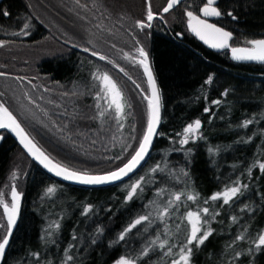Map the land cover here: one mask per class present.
Instances as JSON below:
<instances>
[{"label": "trees", "instance_id": "16d2710c", "mask_svg": "<svg viewBox=\"0 0 264 264\" xmlns=\"http://www.w3.org/2000/svg\"><path fill=\"white\" fill-rule=\"evenodd\" d=\"M99 1L117 14L132 11L151 25L144 29L146 48L162 98L153 147L128 179L84 187L48 174L6 133L0 144V186L11 167L23 181L19 220L3 264H114L122 257L133 264H172L187 244L186 213L205 207L209 214H202L207 221L202 231L210 227L212 235L203 245H188L189 264H264V246L257 248L264 230V172L259 168L264 163V64L238 63L226 50L205 48L186 28L183 9L162 13L166 0ZM65 3L76 9L73 1ZM218 7L221 15L214 22L233 32V46L264 37V0H218ZM149 8L160 12L163 21L145 19ZM42 28L27 0L0 1V40L9 48L5 53L31 58L29 67L57 84L65 99H73L69 89L76 82L86 88L87 63L96 56L48 31L44 38ZM3 57L1 64L6 62ZM29 67L21 64L20 69H27L19 74L28 73ZM71 103L55 106L52 114L66 143L47 137L44 144L35 135L51 159L77 171L102 173L132 156L141 140L133 117L127 130L112 114L99 116L91 95ZM196 120L201 122L198 134L181 144L184 129ZM246 121L251 123L245 126ZM236 186H241L240 193L229 203L211 200ZM49 188L54 191L49 193ZM173 194L183 195L177 202ZM187 194L197 199L189 201ZM140 217L147 219L132 227Z\"/></svg>", "mask_w": 264, "mask_h": 264}, {"label": "rangeland", "instance_id": "374dc122", "mask_svg": "<svg viewBox=\"0 0 264 264\" xmlns=\"http://www.w3.org/2000/svg\"><path fill=\"white\" fill-rule=\"evenodd\" d=\"M70 1H73L76 9H70L71 4L70 6H68V4L65 6L67 0H27L32 8L33 15L38 19L41 25H43L44 38L47 37L46 34L48 31V35L57 37V39L64 44L67 43L72 46H84L93 49L95 53H98L100 57H105L110 63L119 64L121 67L127 69L129 74L127 73L125 75L122 73L123 75H121V73H119L122 76L119 78L117 71L109 66L108 61L96 57L94 61L87 63L90 78L88 84H86V88L82 86L81 83L76 82L74 86L69 89L70 93L73 94L71 96L74 98L65 99L64 96H61L60 92H57V84L50 83L47 80V76H41L37 74L32 67H29L31 66L30 62H32L30 60L31 58L19 59V57H17L20 56L18 52H16V57L15 55L8 57V54L5 52H7L9 48H7L6 45L4 47V41L0 40V58L5 56L3 58L6 61L4 64L0 63V68H10L16 74L18 73L15 78H0L4 99L9 105L8 110L18 119L26 131L28 130L31 132L29 133L27 131L30 137L41 148V142L45 144L47 137H50V139L56 138L55 140L58 143H64L66 141V138L60 137V133H58L61 129L57 126L59 120L53 118L52 115L54 114L53 111L55 106H59L62 103H71L77 97L82 98L91 95V97L94 98L93 105H95L98 110V115L102 117H111L112 114L119 120L120 128L128 130V121L133 117L135 121L133 127L136 133H138L139 139H142L147 127L149 115L147 103V97L150 95L149 85L148 82H146L147 78L143 65L140 64L144 79L140 72L139 74L141 75L139 80H137V78L132 79L134 73L136 75L138 74L134 72L135 70L129 69L132 63L136 64V60L134 59L135 56H139L140 60L142 59L138 49L143 48L144 51L148 53L146 48L148 41L144 30L145 27L142 29L138 23L141 22L139 20L140 17L138 19V16L132 11H120L117 14V12L109 10V8L99 0H85L86 2H81L80 0ZM168 1L169 0H166V5ZM159 7L158 5V8ZM57 9H59V12ZM163 9L161 11H163ZM152 14L161 15L160 12H152ZM147 15L148 13L145 14V19H147ZM155 19L159 18H153L150 22H153ZM159 20L163 21V19ZM25 36L27 37L28 35ZM21 44L22 43L19 45ZM241 45H249V43L248 41H244V44ZM81 62H83V60H80V63ZM21 64H28V67L31 69L28 73L23 74L24 76L19 73L22 69L27 68L20 69ZM106 68H110L111 73H109V70H106ZM104 73H107L108 76L111 77L122 93V103L124 105L122 114L116 112L114 105L109 107L108 98L103 91V84L100 80L96 79L97 76H101ZM139 86H141L142 90L138 88ZM91 91L93 92L92 94H90ZM3 105L7 107V104L4 103ZM55 113L58 114V112ZM183 134L184 131L182 133V139ZM196 134L198 133L193 134L191 138H194ZM35 135L40 138L41 142ZM42 136L45 139L42 138ZM53 145H55V143H53ZM17 171V169L11 167L5 182L0 186V199L7 203L9 207L12 205L11 192L13 187L21 194L19 202H22V191L20 187L23 179H21V175ZM236 187L241 189V186ZM8 229L7 215L4 213L3 205L0 204V242H2L3 238L7 235ZM262 234H264V230ZM120 259L114 264H117Z\"/></svg>", "mask_w": 264, "mask_h": 264}, {"label": "snow or ice", "instance_id": "6c2138e0", "mask_svg": "<svg viewBox=\"0 0 264 264\" xmlns=\"http://www.w3.org/2000/svg\"><path fill=\"white\" fill-rule=\"evenodd\" d=\"M179 2L180 0H169L167 7H165L163 11L168 12L169 9H171ZM215 3L216 0H206V5L200 9L203 17H219L221 15V12L218 10V8L214 6ZM3 14L7 15L6 12ZM229 15H231V13H229ZM187 17L188 27L205 43H208L211 47L218 49L229 47V41L232 39V33L217 27L215 24L209 23L207 19H202L200 16L195 15L191 11L187 12ZM147 19L149 21L153 19V14L150 8L148 11ZM138 23L142 29L144 27L151 26L150 24L145 25L143 22ZM25 27H27V25H25ZM248 43L251 45V47H234L231 49L233 59L237 61L264 62V40H252L248 41ZM138 51L140 56L142 57L139 63L143 65L144 71L148 75V82L151 85V95L147 97L149 109L147 131L143 136L142 142L139 144V150L136 151L131 160L118 171L111 172L106 176H92L86 173L72 171L58 163H53V161L43 151H41V149L37 147L35 143H33V141L28 137V134L21 127L20 123L17 121L16 117L2 103H0V128L11 129L13 132H15L20 138V143L37 161L43 164L45 168H48L50 171L55 172L57 176H62L66 180H75L84 184H101L106 181L120 179L123 175H126L128 172L132 171L147 154L148 148L152 142V138L156 134V128L160 122V96L157 90L155 79L148 64V53L145 52L143 48L138 49ZM92 55L95 56L96 53L93 52ZM100 59L103 60L105 59V57L101 56ZM121 71L123 70L121 69ZM0 75H3V73H0ZM96 79L100 80L103 84V91L105 93V96L108 98L109 107H112L114 105L116 112L118 114H122L124 107L122 103L123 96L116 83L111 79L110 76H108L107 73H104L101 76H97ZM209 82H211L210 79ZM226 94L227 93H225V95ZM215 103H219V101H215ZM248 123H251V121H246L245 126H247ZM200 128L201 122L199 120L194 121V123L192 124H188L184 129L183 139L180 141V143L187 144L192 135L198 133ZM0 139H2V137H0ZM259 168L262 172H264V163L259 164ZM156 170L157 169H153V171ZM139 186V183L132 186L131 191L128 194V199L132 198V195L137 191V188H139ZM47 191L51 193L54 191V189L49 188ZM238 193H240L239 187L225 188L223 192L215 193L211 197V200L215 201L217 199H222L223 203L227 204L234 197H236ZM181 195L183 194H173L174 201H180ZM20 196L21 194L18 193L13 187L11 192V207H9L7 203L0 199V204L3 205L4 213L7 215L9 225V232L3 238L2 242H0V261H2L4 258L5 249L9 243L8 237L11 235L10 229L15 224L16 218L19 213ZM196 199L197 196L187 194V200L195 201ZM168 203L169 207L173 206L172 200H170ZM205 203H207V201H205ZM167 214L168 209H165L163 215ZM202 214L208 215L209 209L205 207L196 211H188L186 213L185 218L188 225H190V233L187 238V244L180 250L179 259L174 260L172 264H189L192 249L191 247H188V245H192L193 243H196L197 246L203 245L209 238V236L212 235V230L210 227L202 231L203 225L207 223V221H204L202 219ZM146 219L147 217H140L135 221L132 227H135L137 224H140L141 221ZM233 220H235V218H233ZM238 238L243 239L242 236ZM120 239H123V235L120 236ZM163 246L164 245L161 244V247ZM260 246H264V234H260L258 236L257 248H259ZM68 259H71V257H68ZM117 264H133V262L128 259L121 258L117 262Z\"/></svg>", "mask_w": 264, "mask_h": 264}, {"label": "water", "instance_id": "95a60500", "mask_svg": "<svg viewBox=\"0 0 264 264\" xmlns=\"http://www.w3.org/2000/svg\"><path fill=\"white\" fill-rule=\"evenodd\" d=\"M181 1V0H180ZM217 1V0H216ZM168 3H169V1H168ZM168 3H167V5H168ZM167 5L165 6V7H167ZM177 5V4H176ZM176 5H174L173 7H175ZM172 7V8H173ZM164 12V11H163ZM187 12H189V11H187ZM187 12L185 13V16H186V28L188 29V31H189V33L191 34V36L193 35L194 36V38H196L202 45H204L205 46V48H208V49H210V50H212V51H215V52H221V51H228V54H229V56L228 57H230V59L231 60H233V61H235V62H238V63H262V64H264V62H260V61H237V60H235V59H233V57H232V51H231V49L232 48H234V47H251V45L249 44V45H234L233 46V44H232V39H233V32H231L230 30H228V29H226V28H224L223 26H220V25H218L217 23H215L212 19L213 18H216V17H203V15H202V13H200V14H197V13H194L195 15H198V16H200L202 19H207V21L209 22V23H212V24H215L217 27H219V28H222L223 30H225V31H227V32H230V33H232V39L229 41V47H227V48H222V49H218V48H213V47H211L210 46V44H208V43H205L203 40H201L195 33H193L192 31H191V29L188 27V17H187ZM159 18V19H162V16L161 15H159V14H153V18ZM178 36L180 37V38H182L183 37V35H182V33H178ZM253 40H264V37L263 38H257V39H253ZM252 41V40H251ZM74 48H76V49H78V50H80V51H83V52H86V53H89V54H91L92 55V53H93V51H91V50H86V48H83V47H79V46H73ZM94 56V55H93ZM96 57H100V55L99 54H97L96 53V55H95ZM148 64H149V67H150V69H151V71H152V74H153V77H154V79H155V82H156V86H157V90H158V93H159V96H160V122H161V116H162V98H161V93L159 92L160 91V89H159V85H158V82H157V79H156V76H155V73H154V71H153V68H152V63H151V61H150V59H149V57H148ZM145 74H146V78H147V81L146 82H148V75H147V73L145 72ZM148 85H149V91H150V95H151V85L149 84V82H148ZM149 95V96H150ZM148 103V102H147ZM149 113V112H148ZM17 121H18V119H17ZM19 122V121H18ZM20 123V122H19ZM20 125H21V123H20ZM159 126H160V123L158 124V126H157V128H156V134L153 136V138H152V142H151V145L149 146V148H148V151H147V154L144 156V158L140 161V163L132 170V171H130V172H128L126 175H123L120 179H117V180H110V181H106V182H104V183H101V184H84V183H80V182H78V181H75V180H66V179H64L62 176H57L56 174H55V172H53V171H50L48 168H45L44 167V165L43 164H41L39 161H37L28 151H27V149H25L24 148V146L20 143V138L17 136V134L15 133V132H13L11 129H7V128H0V131L1 130H3V131H6V132H8V134L11 136V137H13V139L16 141V143L24 150V152L31 158V160H33L34 162H36L37 164H39L42 168H43V170H45L48 174H50L51 176H53V177H55V178H57L58 180H61V181H63L64 180V182H67V183H72V184H76V185H81V186H87V187H103V186H109V185H113V184H115L116 185V183H120V182H122V181H124V180H126V179H128L129 177H131L133 174H135L142 166H143V164L145 163V161L147 160V158H148V156H149V154H150V152H151V149H152V147H153V144H154V140H155V137H156V135H157V132H158V129H159ZM21 127L24 129V127L21 125ZM24 131L27 133V131L24 129ZM146 131H147V127H146V130H145V132H144V134L146 133ZM28 134V133H27ZM144 136V135H143ZM0 137H3L2 135H0ZM28 137L33 141V143H35L36 145H37V143L30 137V135L28 134ZM142 139H143V137H142ZM142 139L140 140V143L142 142ZM1 140V139H0ZM139 143V144H140ZM139 144H138V147H137V149L135 150V152L136 151H138L139 150ZM37 147H39L38 145H37ZM40 148V147H39ZM41 149V148H40ZM41 151H43L50 159H51V157L43 150V149H41ZM135 152L132 154V156L123 164V165H121V166H119V167H117V168H115V169H112V170H110V171H107V172H102V173H86V172H81V171H77V170H74V169H70L69 167H67V166H65V165H62V164H60L59 162H57L56 160H54V159H51L52 161H53V163H58V164H60V165H62V166H64V167H66V168H68V169H70V170H72V171H77V172H80V173H86V174H88V175H92V176H106L107 174H109V173H111V172H114V171H118L120 168H122V167H124V165L125 164H127L130 160H131V158L135 155ZM20 206H21V202H19V212H20ZM18 220H19V213H18V216H17V218H16V221H15V224L11 227V229H10V231H11V235L8 237V240H9V243H8V245H7V247H6V249H5V253H4V258H3V260L2 261H0V264H3V262H4V259H5V254H7V251H8V249H9V244L11 243V239H12V236H13V234H14V232H15V229H16V227H17V224H18ZM8 232H9V229H8ZM7 232V233H8Z\"/></svg>", "mask_w": 264, "mask_h": 264}, {"label": "flooded vegetation", "instance_id": "af4514ba", "mask_svg": "<svg viewBox=\"0 0 264 264\" xmlns=\"http://www.w3.org/2000/svg\"><path fill=\"white\" fill-rule=\"evenodd\" d=\"M1 1V0H0ZM206 5V0H181L175 7H173V8H171V9H176V7H178V8H180L181 10L183 9V13H186L187 11H191V12H193V13H197V14H200L201 12H200V9L201 8H203L204 6ZM216 8H218V10H219V7H218V0L216 1V3H215V5H214ZM192 7V8H191ZM220 11V10H219ZM169 12V11H168ZM221 12V11H220ZM154 13H156V12H154ZM162 13H167V12H163L162 11ZM175 13H180V11L179 10H177V11H175ZM212 20H214V18L212 19ZM187 27V26H186ZM134 56V55H133ZM136 61V64L135 63H132V65L130 66V68L129 69H131V70H135L134 72H137V74L138 75H136L135 73H134V75L132 76V79H135V78H137V80H139L140 79V75L142 74V76H143V79H144V75H143V73L141 72V67H140V63H139V61H140V59H139V56L138 57H136L135 56V58H134ZM105 61H108L107 59H104ZM108 63H109V66H111L113 69H115L116 71H117V73H118V75H119V78L120 77H122L121 75H123V74H127L129 71L127 70V69H125V68H123V67H121V65H119V64H113V63H110L109 61H108ZM121 69L123 70V71H121ZM106 70H109L108 72L109 73H111V69L110 68H106ZM139 72L141 73V74H139ZM0 73H3V75H0V78H9V77H13V78H15L16 77V75H14V74H10V73H7V72H4V71H2V70H0ZM119 73H121V75L119 74ZM123 73V74H122ZM129 74V73H128ZM142 76H141V78H142ZM10 79V78H9ZM2 87H1V85H0V103H2V104H7V108H9V105H8V103L6 102V100L4 99V93H3V89H1ZM140 90H142L141 89V86H139L138 87ZM6 131H3V130H1L0 131V135H2L3 137H2V139L0 140V144L3 142V140H5V137H6ZM13 138V137H12Z\"/></svg>", "mask_w": 264, "mask_h": 264}]
</instances>
